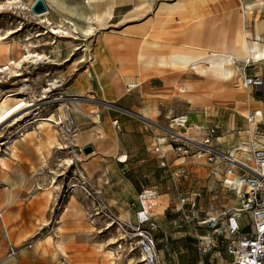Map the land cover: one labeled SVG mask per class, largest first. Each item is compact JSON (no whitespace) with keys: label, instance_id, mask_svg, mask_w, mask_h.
I'll return each instance as SVG.
<instances>
[{"label":"crops","instance_id":"1","mask_svg":"<svg viewBox=\"0 0 264 264\" xmlns=\"http://www.w3.org/2000/svg\"><path fill=\"white\" fill-rule=\"evenodd\" d=\"M112 3L111 17L96 34L93 61L71 89L72 94H90L100 103L112 106L91 110L90 116L84 112L76 115L77 124L92 126L76 134L73 150L69 147L58 151L57 132L44 128L40 133H28L14 141L1 155L13 177L4 181L0 174L3 212L0 264L112 263L102 253L86 251V232L80 231L85 225L62 218L69 210L82 217L96 209L78 188L63 198L68 187L81 183L79 176H70V168L64 165L71 153L76 160L75 170L100 192L101 200L109 205H103L107 211L120 218L126 216L124 220L134 223L140 209V192L155 188L159 195L169 198L158 218L165 209L178 203L180 195L193 198L194 193H199V201H215L218 197L213 195L218 193L216 188L223 176L218 175L221 180L217 184L205 164L185 161L175 153L152 156L151 144L162 132L151 124L187 114L190 123L196 126L217 127L224 136L221 147L230 149L236 141L248 140L243 134L251 127L247 117L258 110L264 112V87L261 91L250 87L239 92L234 81L202 77L174 63L180 61L176 56L201 52L226 53L234 58L252 54L254 43L264 45V0H112ZM243 71L241 83L244 76L264 80V58L246 64ZM96 111L100 113L99 119L93 115ZM259 128L264 131V124ZM87 148L92 149L89 154L84 153ZM41 166L46 175L32 176ZM187 183H190L188 191ZM200 184L207 189H200ZM48 191L52 196L49 197ZM202 204L199 203L207 213H213L207 208L208 203ZM54 215L60 217L59 229L79 230L73 235L64 234L65 243L72 249L66 254L58 251L56 255H48L42 250L47 240L23 249ZM181 242L176 246L191 248V243L181 245ZM11 247L17 252L9 257ZM188 254L182 255V264H193L199 259L191 260Z\"/></svg>","mask_w":264,"mask_h":264},{"label":"built area","instance_id":"2","mask_svg":"<svg viewBox=\"0 0 264 264\" xmlns=\"http://www.w3.org/2000/svg\"><path fill=\"white\" fill-rule=\"evenodd\" d=\"M242 86L244 89L254 87L261 91L264 80L258 76H244ZM62 119L58 124H63L66 132L74 130L68 122V116L64 121ZM167 119L169 127L165 128L166 136L157 139L159 144L167 143L166 147L180 159L186 161L191 157L196 165L206 164L210 167V176H223L222 185L240 200V208L234 211L224 208L217 215H212L196 202L199 193H194L193 198L180 195L173 208L183 215L180 220L183 224L177 225L178 232L173 234L171 244L167 243L162 252L157 248L158 240L153 233L160 228L155 218L161 208L169 203V198L159 195L155 188H144L138 197L140 209L137 221L114 220L118 232L127 241L129 252H138L136 264H182V255L191 252L192 248L178 247L173 242L187 238L196 241L199 259L193 264H264V131L259 128L264 124V112L258 110L247 117L251 127L245 129L243 134L248 140L236 141L230 149L221 147L224 136L219 134L215 126H196L190 123L187 114ZM114 125L119 126L117 121H114ZM26 126L19 125L15 139H23L32 129ZM37 129L39 126L32 131ZM198 134L202 136L198 137ZM13 142L2 141L0 153H6ZM158 148L154 152H159ZM79 178L81 183L68 187L63 198L78 188L85 198L93 202L96 215H111L103 206L100 192L93 189L85 176L79 174ZM2 219L3 212L0 209V221ZM121 247L119 244L118 248ZM16 252L15 247H11L9 257Z\"/></svg>","mask_w":264,"mask_h":264},{"label":"rangeland","instance_id":"3","mask_svg":"<svg viewBox=\"0 0 264 264\" xmlns=\"http://www.w3.org/2000/svg\"><path fill=\"white\" fill-rule=\"evenodd\" d=\"M0 1L1 3L3 2L2 4L8 5V3L12 0ZM18 1H20L18 5L24 4V7L27 6L25 10L24 8H9L6 6L1 11L0 8V35L2 38H4L3 41L7 42L10 48L7 61H5V58L0 57V67L5 68L6 63L13 62L14 60L19 63L18 66L12 68L11 73L6 71L0 74V102L4 100L3 98L5 97L6 91L16 90L18 93H20L17 96V99H21L25 102L27 101L28 104H31V107L23 114L21 113L18 115V117H15L14 119L0 126V143L2 141L8 142L12 140H18L15 139V135L19 125H27L26 127H32V129H35L37 126H39V129L33 131L31 129L28 133H40L44 128L53 129L57 132L60 140V145L58 146H60L61 149L59 148L58 151L63 152L69 147H71V150H73L72 146L75 144L74 138L76 134L81 129L87 130L92 126L86 125L85 123H83V125H79V123L77 124L76 115H81L80 113L84 112L86 115L90 116L91 110H98L101 107L110 108L112 106L109 104L106 105L105 103H100L99 100L90 96V94L75 95L71 93L72 86L77 81L79 75L85 70H88V67L93 61L92 53L97 43L96 37L99 30L95 33L97 35L91 36L90 38L87 36H78L79 39L59 38L55 35H52L50 28L45 26V24L42 22V20H44V15L36 16L32 12L26 10L27 8H30L36 0ZM48 11L50 13L48 17L51 19L53 24L57 26L61 21V17H59V14L52 9ZM28 51L31 52V56H29ZM66 106H69V108H66ZM76 106L80 107L81 110H77ZM99 114V111L93 113L95 117L99 116ZM53 115L57 119L56 122L52 123L45 121L46 118ZM67 116L69 119L68 122L73 125L74 130H71V132H66L64 125L58 124L62 118L64 121V117L66 118ZM21 117H23V120H21L22 122L19 121L20 123H16V121ZM99 118L100 117L97 119ZM14 123H16V125H14ZM151 126L157 129L159 132H162L160 136L155 137L153 140L151 144V151H154L158 147H164L165 149L161 152H154L151 155H154L155 157H167L169 153H173L172 155H174L175 152L169 150L170 148L166 147L168 146L167 143L159 144L157 140L158 137L166 136L164 131L166 130L165 128L169 127V120L155 121L153 124H151ZM192 133L195 134L196 132L192 131ZM200 136L202 135H199L198 137ZM66 145L67 147L65 148ZM2 154L3 153H0V156ZM69 158L70 160H66V162H64L65 167L70 168V176H79L80 173L74 168V161H76L74 159V153H71ZM187 161L195 163V160L191 157L187 158ZM204 162L207 163L205 160ZM45 175V171H40V169L38 170V173H32V176L36 177H44ZM212 177L213 176H211V178ZM218 177V175L214 176V181L217 183L221 180ZM203 182H206V179ZM186 187V190L188 191L190 188V183H187ZM217 187L218 188L216 189H218V193L213 195L218 197L215 201H199L201 198L200 194L196 202L198 204H204L205 202L208 203L207 208L213 212L212 215H217L218 213L222 212L225 205H227V207L232 206L231 211L240 208V206L237 207L236 205L238 198L232 192L223 186L222 183ZM199 188L205 190L207 189V187L204 188V185L202 184H200ZM90 203V206L95 207L92 201H90ZM103 204H106L107 207H109L105 200H103ZM70 211L71 210H69V212L62 218L64 220H75L77 223H81L80 225H85V229L80 231L86 232L85 242L87 244L84 246L86 251L89 253L96 252L95 249L89 246V244L101 242L105 244L106 251L113 252L114 264H129L130 261H132V264H136V259L139 255L138 252H129L126 239H124L122 234L118 232L117 225L114 223V220L116 219L129 222V220H124L127 219L126 216L120 218L114 212H111V215L105 213L102 215H96L94 210L91 212L89 211V213L87 212V214L85 213V215L82 217H78L71 214L73 212ZM182 218L183 215L177 213L174 208L165 209V211L160 214V217L158 216V218H155L156 222L160 226V228L153 233L155 239L158 240V250L162 251L167 243L171 244V237L174 233L176 234V232H178L176 228L177 225L183 224V222L180 221ZM59 220V215H54L52 220L48 224L46 223L47 225H45L42 231H40L32 240H30L29 243L23 247V249H31L33 244L39 241L45 242L48 237H52L55 241H64L65 239L63 238L65 233H71V235L79 233V230L73 232L74 230L72 231L70 229H59ZM179 231H181V229ZM177 242L178 241H174L173 244L177 245ZM186 242L188 244L191 243L189 245L192 248V251L188 254L189 259L192 260L194 257H199L196 252V241L188 238L182 239L181 245H185ZM119 244L122 245L121 248H118ZM43 246L44 247H42V250L46 254L51 255L54 248L53 245L48 244L46 241ZM70 249H72V247L67 245V252ZM134 258L135 260H133Z\"/></svg>","mask_w":264,"mask_h":264},{"label":"bare ground","instance_id":"4","mask_svg":"<svg viewBox=\"0 0 264 264\" xmlns=\"http://www.w3.org/2000/svg\"><path fill=\"white\" fill-rule=\"evenodd\" d=\"M44 1L48 7V10L52 9L56 11L59 14V17H61V21L59 20L60 22L58 23L57 26H55L53 22L51 21V19L48 17L50 14L49 11L46 14H44V18H43L44 20H42L45 26L50 28L51 34L59 38H66V39L73 38L74 39V38H78V36H87L90 38L91 36L96 35L95 33L101 27H105L106 25L105 21L108 18H110L112 15V4H113L112 0H44ZM19 2L20 1L18 0L17 1L12 0L8 3V5H4L2 4L3 2L1 3L0 1L1 11L6 6L9 8L10 7H16V8L19 7L21 9L24 8L25 10L27 6L24 7V4L18 5ZM26 10H28L29 12H32L31 7L27 8ZM3 40L4 38H2V36L0 35V57L5 58V61H7L9 57V53H10L9 52L10 48L7 42H4ZM252 48H253V53L248 54L247 57L244 56L246 59H244V57L234 58L233 56L231 57L229 55H226V53H223V54L216 53L215 54L213 52H210V53L201 52L198 54H191V55L186 54V55H183V57L176 56V58H178L180 61L177 60V61H174V63L175 65H177L176 67L186 70V71H193L194 73L202 77H206V78L214 77L221 81H225V79L234 81L236 84L235 88L237 89V91L243 92L244 88L242 86L240 79L244 75V71H243L244 66L252 61L256 62L264 58V45L256 42L254 43V46ZM28 53H29V56H31V52L28 51ZM18 64L19 63H17V61L15 60L13 62L6 63L5 68L0 67V74L6 71L11 73L12 68L18 66ZM182 90L186 91L185 88L184 89L182 88ZM19 94L20 93H18L16 90L14 91L9 90V91H6L5 97L3 96L4 100L0 102V126L14 119L15 117H18V115H20L21 113L23 114L25 111H27L31 107V104H28L27 101L25 102L21 99L20 100L17 99V96ZM76 109L81 110V108L77 106H76ZM202 117L199 116L198 119H202ZM47 121L53 123V122H56L57 119L54 116H52ZM195 123H198V122L195 121ZM66 147L67 146H65V148ZM25 148L27 149V147ZM158 150L159 152H161L162 148L159 147ZM5 169H8V170L5 171ZM39 169L40 171H45L44 167L41 166L38 169H36L34 173H38ZM10 170H11L10 166L8 162L6 161V159L0 156V174H3L4 181H10L12 179L13 174L10 172ZM47 194L49 195V197L52 196L50 191H48ZM236 205L237 207L240 206V200L237 201ZM47 243L53 245L54 248H53L52 253L54 255H56L58 251H61L64 254L67 253V250H66L67 244L65 243V241H55L53 240L52 237H48ZM89 246L95 249L96 253H102L103 257H107L109 260H111L112 262L111 264H114L113 252L106 251L104 243L95 242V243H90ZM129 264H132V261H130Z\"/></svg>","mask_w":264,"mask_h":264},{"label":"water","instance_id":"5","mask_svg":"<svg viewBox=\"0 0 264 264\" xmlns=\"http://www.w3.org/2000/svg\"><path fill=\"white\" fill-rule=\"evenodd\" d=\"M31 11L34 15L41 16L48 12V7L44 0H36L31 6ZM91 151V148H87L84 150V153L89 154Z\"/></svg>","mask_w":264,"mask_h":264}]
</instances>
